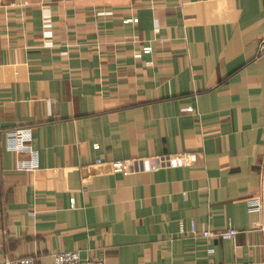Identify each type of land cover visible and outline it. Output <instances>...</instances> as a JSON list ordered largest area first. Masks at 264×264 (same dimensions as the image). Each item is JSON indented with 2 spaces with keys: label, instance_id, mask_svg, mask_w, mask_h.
<instances>
[{
  "label": "crops",
  "instance_id": "obj_1",
  "mask_svg": "<svg viewBox=\"0 0 264 264\" xmlns=\"http://www.w3.org/2000/svg\"><path fill=\"white\" fill-rule=\"evenodd\" d=\"M32 166L88 181L36 189ZM60 249L264 264V0H0V259Z\"/></svg>",
  "mask_w": 264,
  "mask_h": 264
},
{
  "label": "built area",
  "instance_id": "obj_2",
  "mask_svg": "<svg viewBox=\"0 0 264 264\" xmlns=\"http://www.w3.org/2000/svg\"><path fill=\"white\" fill-rule=\"evenodd\" d=\"M136 20V18H134ZM145 51L150 50L149 46L144 47ZM21 136L15 135L10 141L9 147L14 150H20ZM189 158V153L186 151L158 153L147 156H135L125 158L122 160H114L111 162L115 168H121L126 173L148 172L162 168H172L183 166ZM98 162L100 160H97ZM28 172L33 177V184L36 189L47 188L52 186L50 179L56 173L57 179L54 186L62 187L72 185L76 182H87V178H79L77 167H64V168H39L32 166L28 169ZM91 180V179H89ZM258 203V202H257ZM197 227L195 222H190L189 232L195 234ZM183 232V229H180ZM204 236L218 237L223 239H232L237 233L238 229L232 225H228L227 228L219 231L211 229H204L201 232ZM0 264H38L36 258L32 255L4 257L0 259ZM52 264H107L106 259L103 256H94L82 258L79 249H60L54 252ZM203 264V263H195ZM224 264V263H216Z\"/></svg>",
  "mask_w": 264,
  "mask_h": 264
}]
</instances>
